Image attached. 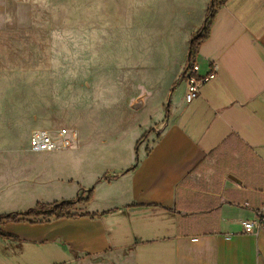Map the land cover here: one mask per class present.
<instances>
[{
    "label": "crops",
    "instance_id": "crops-1",
    "mask_svg": "<svg viewBox=\"0 0 264 264\" xmlns=\"http://www.w3.org/2000/svg\"><path fill=\"white\" fill-rule=\"evenodd\" d=\"M192 33L156 37L162 56L148 67L171 75L167 112L105 151L112 165L80 188L92 197L74 211L94 216L0 222V264H264V230L242 225L264 221V0H217L194 58L200 74L210 62L218 72L187 102ZM155 91L134 99L147 119ZM29 183L0 188V217L39 202Z\"/></svg>",
    "mask_w": 264,
    "mask_h": 264
},
{
    "label": "rangeland",
    "instance_id": "rangeland-1",
    "mask_svg": "<svg viewBox=\"0 0 264 264\" xmlns=\"http://www.w3.org/2000/svg\"><path fill=\"white\" fill-rule=\"evenodd\" d=\"M212 1L0 0V188L30 179L34 207L87 199L80 188L112 165L105 151L167 112L171 75L148 67L162 56L156 37L184 39ZM150 87L147 119L133 103ZM60 128L77 132L72 155L31 151L34 130Z\"/></svg>",
    "mask_w": 264,
    "mask_h": 264
},
{
    "label": "built area",
    "instance_id": "built-area-1",
    "mask_svg": "<svg viewBox=\"0 0 264 264\" xmlns=\"http://www.w3.org/2000/svg\"><path fill=\"white\" fill-rule=\"evenodd\" d=\"M218 72V65L210 62V69L206 74H200V67L195 58L188 63L180 77L185 84V99L191 102L200 96L202 86L213 80ZM78 139L76 131L70 132L67 128H60L56 132L46 129H36L31 134L30 149L35 153H52L69 149ZM248 234H257L264 230V221L260 218L246 220L242 223Z\"/></svg>",
    "mask_w": 264,
    "mask_h": 264
},
{
    "label": "trees",
    "instance_id": "trees-1",
    "mask_svg": "<svg viewBox=\"0 0 264 264\" xmlns=\"http://www.w3.org/2000/svg\"><path fill=\"white\" fill-rule=\"evenodd\" d=\"M214 0L212 1L211 7L209 11L206 14V20H205V25L204 26V31L205 35L199 34L197 37H193L192 41L190 43L189 47V57L187 60V64L193 61L195 54L197 52V48L200 44V42L206 38L209 28H210V23L212 21V16H213V9H214ZM209 23V25L207 24ZM177 84V82L174 83V86ZM144 136L138 141L137 145L141 140H143ZM105 177V175H104ZM99 182V181H97ZM89 196L87 199L82 200V199H77V200H64L62 202H55L50 205H43L39 204L28 211H25L23 213H9L6 215H3L0 217V222H24V221H29V222H42V221H50L51 219H61V218H74V217H80V216H94L91 214H76L74 213L76 209V205L80 202H89L92 197L93 193V188L88 191Z\"/></svg>",
    "mask_w": 264,
    "mask_h": 264
}]
</instances>
